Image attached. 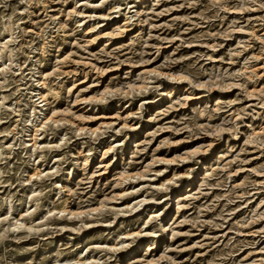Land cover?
Returning a JSON list of instances; mask_svg holds the SVG:
<instances>
[{"label":"rangeland","instance_id":"rangeland-1","mask_svg":"<svg viewBox=\"0 0 264 264\" xmlns=\"http://www.w3.org/2000/svg\"><path fill=\"white\" fill-rule=\"evenodd\" d=\"M0 264H264V0H0Z\"/></svg>","mask_w":264,"mask_h":264}]
</instances>
